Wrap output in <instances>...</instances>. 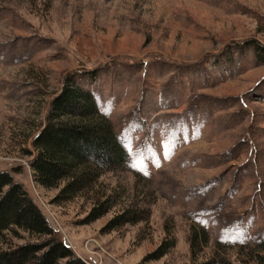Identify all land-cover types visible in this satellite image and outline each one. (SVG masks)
Wrapping results in <instances>:
<instances>
[{
  "label": "rangeland",
  "instance_id": "1",
  "mask_svg": "<svg viewBox=\"0 0 264 264\" xmlns=\"http://www.w3.org/2000/svg\"><path fill=\"white\" fill-rule=\"evenodd\" d=\"M253 41L264 45V0H0V170L88 264H261L246 253L264 239ZM67 74L126 157L54 201L63 181L38 184L28 150ZM92 206L106 210L84 221ZM123 211L136 221L108 224Z\"/></svg>",
  "mask_w": 264,
  "mask_h": 264
},
{
  "label": "trees",
  "instance_id": "2",
  "mask_svg": "<svg viewBox=\"0 0 264 264\" xmlns=\"http://www.w3.org/2000/svg\"><path fill=\"white\" fill-rule=\"evenodd\" d=\"M252 45L264 61V45L257 41ZM96 108L92 93L73 83L67 74L50 98L43 120L31 137L32 150L28 152L32 153L29 166L33 179L45 187L63 181L54 201L67 199L91 184L101 167L118 165L125 160L123 146ZM105 210V206H92L84 221L96 218ZM125 214L121 212L108 224L136 221L134 214ZM21 233L27 239L12 243L11 236L21 238ZM0 242L5 245L0 246V264H88L59 237L41 208L7 170H0ZM254 248V254L253 249L246 253L262 264L264 239ZM158 251L157 255L164 250L158 248ZM192 264H234V261L216 254Z\"/></svg>",
  "mask_w": 264,
  "mask_h": 264
}]
</instances>
